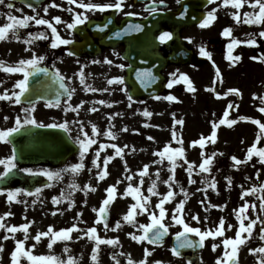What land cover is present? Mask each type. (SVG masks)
Segmentation results:
<instances>
[{
    "label": "snow or ice",
    "instance_id": "6c2138e0",
    "mask_svg": "<svg viewBox=\"0 0 264 264\" xmlns=\"http://www.w3.org/2000/svg\"><path fill=\"white\" fill-rule=\"evenodd\" d=\"M27 7L32 10L33 14H24L23 9H15L13 3H7L5 0H0V5H5L9 10L3 14L5 22L0 23V41L15 40L26 45L24 51L30 52L28 57H21L14 63H9L0 59V70L9 74H22V78L15 81L13 88L9 91L7 88L0 93V100L8 101L16 105L22 104V98L28 93L30 87V78L37 74H44L51 76L52 80L58 84V90L54 99L47 100V107L61 108L65 116L69 113L75 114L71 119H63L61 122L44 123L39 121L33 113L36 111L37 100L29 99L27 107H21L20 111L23 116L17 114L14 119V124L11 127L0 128V142L12 143L14 134L20 133L25 126L31 125L36 128H56L62 129L72 139L76 146L75 162L64 164L63 167L52 169L48 167H18L17 150L13 147L11 154L0 158V166L3 170L0 171V181L6 180L9 176L16 173H25L30 176H42L46 181L42 186H37L34 189L26 187H5L0 186V196L5 197V204L9 210L0 214V241H14V248L10 252V264H80V259L72 255V249L69 246L73 240L80 241L87 239L92 243L90 250V264H101L100 254L102 246H110L114 249L110 252L113 264H165L161 260H150L153 255L154 248L145 246L143 248L142 258L134 259L130 252L123 250L115 251V249H122L121 239L118 235L107 236L101 235V229L106 234L108 232H118L127 224L131 225L135 231L128 232L127 236L134 242L140 245H160L164 244L165 238L169 235L174 237V244L170 251L172 255L178 259H183L186 264H193V261L186 258L184 250L186 249H203L207 239L211 238L216 241L220 238L219 243H212L213 252L221 247L223 251L215 258V264H239L238 252L241 246H245L254 237L261 243L255 247H249L248 252L254 256V264H264V180H261V175L264 173V120L254 118L251 116H237L235 119L230 118V111L238 109L239 105L232 101L227 104L223 115L219 120H212L211 132L209 135L201 134L199 138L193 139L189 142V148L199 147V159L189 160L187 156V149L183 136L176 130V126L184 125L183 118H177L176 113H172L173 126L171 130V139L158 147L152 152L154 157L150 162L143 163L135 172L129 167L128 161L125 158L130 153H135L137 148L135 145L128 143H120V136L122 133L132 132L133 134H140L138 128H129L127 124H123L117 129L114 121L118 117H123L124 112H109L105 113L106 127L101 129L97 123L91 120L81 118L82 110L89 113H97L100 111L98 106L113 107L120 103L117 100L96 99L91 102L87 100H80L78 103H73V97L77 92V88L73 86V82L78 80L79 86L87 93H111L115 89L110 86H119V91L122 92L127 101V108L132 109L135 103L144 104V101H137L128 85L126 84L123 75L106 76L107 86H94L89 83V77L93 74L86 72L87 64H82L79 59L76 60L78 65L77 70L72 75H65L60 68L55 65L43 66L47 60L46 54H38L32 47L37 41H49V47L52 49L61 46H68L73 44L74 38L71 33L72 30L77 29L78 26L84 25L89 21V13L105 12L108 9H114L121 12L125 17H132L137 15L133 11H125V7L131 8L133 5L127 4V0H67L68 5H74L64 9L72 14L70 20L65 21L61 15H51L50 9H61L62 5L56 0H49L48 3L42 7L43 15L37 11L36 6L32 2H28ZM160 5L165 4V0H158ZM179 3V0H177ZM155 3V0H154ZM206 4L211 6L203 14L199 21L200 28H207L217 19L218 10H228V14L236 25L259 26L260 30L256 33H246L245 38H237L233 35V27L225 26L222 29L221 35L229 38L226 44V59L229 62L235 63L241 60V56L233 55V50L240 46L260 47L258 38H264V0H206ZM249 10H245V9ZM13 9L19 11L21 15L13 14ZM158 9L152 7L150 12H156ZM187 13L181 12L184 16ZM50 18H46L49 17ZM113 23L112 18L103 23L96 25V28L103 31ZM63 24L66 31L69 32V38H65L58 30V26ZM32 25L44 26V30L28 31L25 35H21L22 30L30 28ZM144 28L143 24L128 22L125 27L113 32V36L121 37L127 34L140 33ZM173 38V32L162 31L157 39L161 44H164ZM191 39V38H186ZM69 56H75L76 53L69 50ZM114 56L119 57V52H113ZM199 55L212 59V54L206 50V45L199 46ZM253 61L264 63V51L257 55L250 57ZM105 63L107 65H114V60L105 57L103 61L92 60V64ZM115 67L123 70L126 67L131 68V65L124 63L115 64ZM153 67H141L135 69V79L139 84L147 89L155 81L159 79L153 71ZM216 81L222 83L220 69H215ZM2 83V82H0ZM183 83L186 85V91L195 92L196 89L188 76V74L181 72L179 69L169 73L166 87L172 89L175 85ZM208 91L213 92L217 98L227 97L229 95L240 96L241 92L237 88L230 87L223 93L216 90L215 86L208 88ZM62 98L63 101H62ZM253 98L259 101L257 111L264 114V95H257L253 93ZM43 99V97H37ZM156 100H165L168 102H177L178 97L174 94H167L164 96L154 95ZM91 104L90 107H85ZM140 114L145 120L143 127H158L150 123V118L154 115L148 107L136 109L133 115ZM215 116V114H213ZM8 119L7 116L4 117ZM239 121H249L257 126L255 141L246 149L243 159L236 155L230 156L231 167L238 170L240 166L247 165L256 158V161L262 166L255 170V181L251 176H246L245 181L251 182L248 186L240 185V201L241 203L232 209L235 216L236 225L226 223L224 216L219 217L217 223L209 226V216L201 217L199 212H193L186 209L185 205L193 195L189 188L185 187L177 179V169L183 168L187 177L188 185H196L197 177L202 187H197L196 192L202 193L203 198L198 203L203 208L205 213L209 209H220L223 211L227 208V203L215 204L209 199L208 193L212 192L219 194L218 180L214 173V166L218 157L225 155L224 152L214 150L211 153L206 151L209 144L215 145L217 142V129L221 125L233 126ZM73 129L76 130V135L72 136ZM149 141H154L155 137L147 136ZM243 143V141H242ZM174 144L176 146H174ZM259 145V146H258ZM111 154H108V152ZM144 151V149H140ZM91 155L90 164L88 167V157ZM116 158H120L123 163L122 177L117 179L115 183L109 184L105 189V196L98 207H93L91 210L95 214V218L89 224L84 220V213L82 210L76 211L73 222L70 226L55 228L53 225H48L46 230H37L33 235L30 232L31 227L36 223L35 220L28 219L27 215L23 216L22 223H9L8 219L14 217L10 208L13 203L24 206L25 213L31 206L34 207L38 202L43 204L41 200V193L46 188H51L55 184L62 182L65 177L71 176V181L66 185L65 189L61 190L59 195L51 198V203L56 206H62L67 201V208L56 207L51 211V215L55 216L57 213L63 215L66 210L76 208V201L73 198L74 192H82L87 197L89 192L95 193L97 187L94 186L93 180L98 184L104 181L109 175V164ZM255 168V164H253ZM155 168L153 172L152 169ZM87 171L90 178L87 183H77L76 177L82 172ZM167 171V177L162 179V171ZM218 172L219 169H216ZM138 177L135 180L134 178ZM147 178V187L145 188ZM227 190L231 191L233 188V177L226 175L224 177ZM126 182V187L122 193H119L121 198H131V203L127 207V211L123 213L119 219L114 223L110 222V208L117 198L118 186ZM166 186V191L159 190L160 185ZM183 197L177 199L178 197ZM24 197H32L29 202ZM254 197L255 199H250ZM155 198V201L153 200ZM83 204L87 205L88 200L84 199ZM169 205H173L169 207ZM146 216L147 223H141L137 217ZM83 225V226H81ZM258 226V231H257ZM173 228H178L177 231H171ZM234 236H227L226 232L233 230ZM17 233H22L23 238H17ZM75 234V235H74ZM47 240V255H35L33 250L43 240ZM32 240L34 243L28 245V241ZM58 242L63 243V252L67 254L64 256L55 255L52 250L54 245ZM5 251V243L0 242V264H2V253Z\"/></svg>",
    "mask_w": 264,
    "mask_h": 264
},
{
    "label": "rangeland",
    "instance_id": "374dc122",
    "mask_svg": "<svg viewBox=\"0 0 264 264\" xmlns=\"http://www.w3.org/2000/svg\"><path fill=\"white\" fill-rule=\"evenodd\" d=\"M249 10V9H245ZM9 10H5L7 13ZM5 22V16H2L1 23ZM217 26V25H216ZM221 26V25H220ZM219 26V27H220ZM246 27V25H244ZM207 32V33H206ZM208 29L203 28H195L193 29L189 35H191L192 46L196 45L195 52L198 50L199 46L203 43V41L209 37H211V33L208 34ZM252 33V30L244 28L237 32L238 37L244 39L246 33ZM244 47V52H241V47ZM234 51V54L241 56V60L238 63H231L225 61L224 54H220V51L215 52L212 51V59L205 61V63L200 65H169L163 70V76L167 80L169 79V73L179 69L181 72L188 74L190 77L196 91L188 92L186 91V85L180 83L175 85L172 89L165 90L159 94L160 96L167 95L169 93L174 94L178 97L177 102H168L165 100H156L154 98H148L141 101H144V104L135 103L132 109L127 108V101L122 92L119 91V86L113 85L110 86L114 91L111 93H87L82 90V87L77 88L79 92L78 97L83 100H87L91 102L92 100H96L97 97L103 96V99L107 100H117L120 103L115 104L113 107L109 108L107 106H98L100 108V118L94 121L98 124V126L103 129L106 127V118L105 113L109 112H124L125 115L123 117H118L114 123L119 129L123 124H127L129 128H138L140 130V134H133L131 131L128 133H122L120 136V143H128L130 145H135L137 151L135 153H128L126 155V159L128 161L129 167L135 172L138 167L142 166L143 163L150 162L154 157L152 156V152L155 151L158 147H162L163 144L171 139V130L173 126V116L172 113H176L177 118L184 119V125L181 129V126H176V130L181 133L183 136L185 147L187 149V156L189 160H197L199 159V147L189 148V142L193 139L199 138L201 134L209 135L211 132V121L219 120L222 117L223 112L229 103V101L238 104L239 107L235 111H230V118L235 119L237 116H251L254 118H259L264 120V114H261L257 111V107L259 105V101L253 98V93L257 95H264V65L257 66L255 61L250 59L253 54L247 53L251 52L252 48L256 47H248L244 45H240ZM255 55L258 54V51L254 52ZM196 54V53H195ZM21 57L11 52L10 46H4L3 50L0 51V59H3L9 63H14ZM220 69L222 83L220 81H216L215 85H213V81L216 79L215 77V69ZM116 75H123V72L116 71ZM22 78V74H9L0 70V93L7 88L9 91L12 90L13 85L16 80ZM99 86H107L105 82L101 81ZM215 86L216 90L223 93L228 88L233 87L240 90L241 95H229L223 98H217L216 95L208 91V88ZM80 89V91H79ZM91 104L86 105L85 107H90ZM148 107L150 111L154 113V115L150 118V123L153 125H158V127H143V122L145 118L136 114L133 115V112L136 109H142L143 107ZM21 106L10 103L8 101L0 100V128L11 127L14 124V119L17 114L23 116V113L20 111ZM215 114V116L213 115ZM7 116L8 119L5 120L4 117ZM39 121H44L41 116H36ZM257 126L249 121H239L237 124L233 126L221 125L217 129V142L215 145L209 144L206 148V151L211 153L214 150H219L225 153L224 156L218 157L217 162L214 166V173L218 180V188L219 194L212 192L211 190L208 193L209 199L212 203L215 204H224L227 203V208L221 211L220 209H209L208 213L203 211V208L198 203L199 200L203 198L202 193H197L195 190L197 187H202L199 183V177H197L196 185H188L186 173L183 168L177 169V179L184 184L185 187L189 188V191L193 193L188 202L186 203V209H190L193 212H199L201 217L204 215L209 216V226H212L213 223H217L219 217L224 216L226 218V223H232L236 225L238 222L235 219V216L232 213V209L237 207L241 201L240 197V185L245 184L248 186L251 182L245 181L246 176H251L253 178V182L255 181V170L256 168H261L262 166L253 159L247 165H242L238 170L233 169L231 167L230 156L236 155L238 158L243 159L246 153L247 147H249L254 141L256 137ZM76 135V130L73 129L72 136ZM155 137L154 141H149L147 136ZM243 141V143H242ZM174 146H176L174 144ZM259 146V145H258ZM140 149H144V151H140ZM7 152V150H2ZM8 153V152H7ZM108 154H111L109 151ZM7 156V155H6ZM5 157V156H4ZM0 158H3L0 156ZM89 163L88 167H91L90 160L91 155L88 157ZM75 162V160L73 161ZM255 164V168L253 167ZM2 166H0V171ZM216 169H219L217 172ZM155 171V168L152 169ZM109 172L110 175L104 180L96 183L93 180L94 186L97 187V191L95 193L89 192L87 197L82 192H74L73 198L76 201V208L72 210H66L64 212V223L63 226L67 227L73 222V217L76 211L82 210L84 213V220L88 221L89 224L95 218V214L92 212L93 207H98L104 196L106 195L104 189L109 185L115 183V181L122 177L123 174V163L120 158H116L109 164ZM167 171H162V179L167 177ZM226 175H231L233 177V188L231 191L227 190L226 182L224 177ZM90 178V174L85 170L78 177H76L77 183L84 184L87 183ZM138 177L134 178L135 180ZM261 180H264V173L261 175ZM71 181V179H67L65 182L66 185ZM147 178L145 183V188L147 187ZM126 187V182L122 183L118 186V195L114 200L111 208H110V222L114 223L120 216L127 211L128 205L132 202L131 198H121L119 193H122L124 188ZM62 188L60 187V183L58 185H54L52 188L45 190L41 194V200H43V204L37 203L34 207H29L27 212L25 213L24 206L21 204L13 203L11 207H20L22 208V220L23 216L26 214L27 216L30 214V219L35 220V224L31 227L30 232L34 235L37 230H46L47 225V214L49 212V216L51 215V211L56 207L67 208V201L63 203L62 206H56L51 203V198L56 196L57 192ZM159 190L161 192L166 191V186L160 185ZM183 198L178 197L177 199ZM33 199V198H31ZM29 199V202L31 201ZM87 199L88 204L84 205L83 200ZM250 199H255L254 197H250ZM155 201V198H153ZM0 199V203H1ZM173 205H169L172 207ZM2 211H0L1 214ZM57 216H60L57 213ZM139 222L147 223L148 219L146 216L137 217ZM24 222V221H22ZM83 226V225H81ZM178 228H173L171 231H176ZM135 231L131 225L125 224L122 229L118 232H108L104 233L101 229V235L107 236H116L118 235L121 239L122 249H115V251H126L130 252L134 259L142 258L143 248L145 246L149 248H154L153 255L150 257V260H161L165 262V264H175V259L173 258L169 243L166 242L162 246L156 245H140L134 241H132L128 236V232ZM234 231L230 230L226 232L227 236H234ZM258 231V226H257ZM75 235V234H74ZM170 236V235H169ZM206 245L208 248H211L212 243H219L220 238H217L216 241H213L211 238L207 239ZM261 242L255 237L248 242L247 245L241 246L238 252L239 264H254V256L248 252L249 247L258 246ZM69 246L72 249V255L76 256L80 259V264H90L89 256L90 250L92 247V243L87 239L70 242ZM64 245H56L54 246L52 252L57 256L66 257L67 254L63 252ZM114 249H111L110 246H102V251L100 254L101 264H113V261L110 257V252ZM221 253L223 248H220ZM35 255H47L49 254V250L47 246L37 245L33 250Z\"/></svg>",
    "mask_w": 264,
    "mask_h": 264
},
{
    "label": "flooded vegetation",
    "instance_id": "af4514ba",
    "mask_svg": "<svg viewBox=\"0 0 264 264\" xmlns=\"http://www.w3.org/2000/svg\"><path fill=\"white\" fill-rule=\"evenodd\" d=\"M28 2H32L34 6H36L37 11L41 12V15H43L42 7L44 4L48 3L49 0H28ZM57 3H60L62 5L61 9H50V16L51 15H61L62 18L65 21L70 20L72 14L64 11V9L68 7L75 8L74 5H68L67 0H56ZM181 0H179V3L177 0H165V4L160 5L158 0H127V4L133 5L131 8L125 7V11H133L137 13V15L132 17H125L121 12H117L114 9H108L105 12L101 13L99 11L94 13H89V21H86L84 25H80L77 27V29L72 30V37L74 38V42L71 45L68 46H61L56 49H52L49 47V41L40 40L37 41L32 47L38 54H46L47 60L44 62L43 66H49L55 65V67L60 68L62 73L65 75H72L78 68V65L76 64V60L79 59L82 64H87L86 72L93 74L89 77V83H92L94 86H99L101 84V81L105 82V77H111L113 75H116V71L123 72L124 73L127 69V67L123 70L115 67V64L124 63L126 65H129L128 60L125 58L126 53V44L123 42H117L116 37L113 36V32L116 31V26H118L121 21L127 20V21H139L145 19L149 12L148 6L156 7L160 12L165 11H174L177 10L180 6ZM7 3H13L15 5V9H23L24 14H33L32 10L27 7V3L25 0H5V5ZM5 5H0V23L2 21V16L5 14V10H8ZM211 6L205 5L204 11H206ZM13 9V14L15 15H21L19 11H16ZM191 8H188L190 10ZM46 17V18H50ZM108 18H112L113 23L109 25L107 29H104L103 31L96 28L97 24H100L101 26L103 23H105ZM217 25V26H216ZM221 25V26H220ZM220 26V27H219ZM225 26H232L233 27V35L235 37H238L237 32L239 30H242L244 28L252 30V33H256L260 30L259 26H249L246 25H236L234 21L232 20L231 16L228 14V10H218L217 13V19L208 26V31L211 33V37L205 39L203 41V45H206V50L209 51L212 54V51L216 49L217 51H220L222 54L224 51L226 53V44L229 42V38H225L221 35L222 29ZM198 27V25H183L179 29V37L181 39V44L190 50V48H195L196 45L192 46L191 35L189 33ZM162 31H171L168 27L167 23H163L161 25ZM44 30V26H35L32 25L30 28L22 30L21 35L26 34L28 31H39ZM58 30L60 31L61 35L65 38H69V32L65 30L64 25L61 24L58 26ZM161 31V32H162ZM160 32V33H161ZM208 32V34H210ZM159 33V34H160ZM207 33V32H206ZM158 34V36H159ZM159 41V40H158ZM258 43H260V47H257L260 50L264 51V38H258ZM165 44H161L159 42L158 50L161 54L164 56L167 55V51L165 49ZM4 46H10L11 52L16 55L21 56H30V52L24 51L26 45L22 42H18L15 40H8V41H0V51L3 50ZM243 47L240 46L238 50ZM71 50L76 53L75 56H69L67 53ZM198 55H199V48H198ZM252 52H255V49L252 48ZM113 52H119L120 56H114ZM241 52H244V47L241 49ZM201 56V55H200ZM105 57H108L109 59L114 60V65H107L103 62L99 64H92V60H100L103 61ZM193 60H197V57L192 55ZM227 62V61H226ZM237 62H235L236 64ZM231 64V63H229ZM107 85V84H106ZM73 86L80 88L78 80L73 82ZM80 91V89H79ZM79 92L77 91L76 94L73 97V103H78L80 100H83L78 97ZM105 94V93H102ZM104 96V95H103ZM103 96H98L97 99H103ZM3 101V100H2ZM63 101V99H62ZM22 107H27L25 105H21ZM34 116H41L44 118L42 122L44 123H52V122H61L63 119H71L75 114L69 113L67 116L63 113L61 108H49L47 107L46 101H38L36 106V111L33 113ZM81 118L87 120H91L92 122L96 121L100 118V112L97 113H89L84 110H82ZM56 133L52 136H49L48 138L53 140L54 142L60 143L64 139V135L66 134L62 129H55ZM73 134V133H72ZM16 139L15 137L13 138ZM55 143V144H57ZM2 150H7V152H4ZM11 154V147L8 143L0 142V156L4 157L6 155ZM76 158L69 159L66 163L73 162ZM42 164L38 165L36 167H48L52 169H57L60 167H63L64 164ZM33 167V168H36ZM23 168V167H22ZM3 170V166L1 171ZM67 179H72L71 176L65 177V179L60 182L61 190L65 189L66 187V181ZM59 184V183H58ZM55 184V185H58ZM52 188V187H51ZM47 189L43 190V192ZM58 191L56 194L59 195L61 192ZM42 192V193H43ZM41 193V194H42ZM25 199H31L32 197H24ZM1 203H0V211L1 214L4 211L9 210V208L5 204V197L0 196ZM10 210L15 213L14 217H10L8 219L9 223H15L19 224L22 223V208L20 207H11ZM49 214V212H48ZM48 216L46 219L47 222H45V225H53L55 228L59 229L63 226L64 223V214L60 216ZM28 219H30V214L27 216ZM17 238H23L22 233H17ZM5 243V251L2 253L3 260L2 264H10V252L14 248V241L9 239L8 241H0ZM207 242H205V247L203 249H186L184 250V254L186 258H189L193 261V264H215V258L217 255L221 254V250L218 249L217 251L213 252L211 248H208ZM34 243V241L29 240L28 245H31ZM63 243L58 242L56 245H62ZM39 245L47 246V240H43L39 243ZM54 245V246H56ZM175 259V264H186V261L183 259H178L173 256ZM81 262V261H80Z\"/></svg>",
    "mask_w": 264,
    "mask_h": 264
},
{
    "label": "water",
    "instance_id": "95a60500",
    "mask_svg": "<svg viewBox=\"0 0 264 264\" xmlns=\"http://www.w3.org/2000/svg\"><path fill=\"white\" fill-rule=\"evenodd\" d=\"M192 0H186L183 4ZM204 2H195V8L201 7ZM180 10L178 11V13ZM183 12V10L181 11ZM195 18L187 21H181L175 17V13H154L148 16L144 21V28L142 33L138 36L125 38L123 41L129 45L128 50H135L137 57L130 61L131 68H128L125 75V81L129 89L135 93L134 98L151 97L160 93L164 88V78L161 75V71L169 63H187V54L191 56L189 50L182 49L178 31L180 25H190L199 21L200 14H194ZM163 21H170L169 27L173 32V38L166 45L168 55L162 56L158 53V44L156 42V35L161 31V24ZM186 53H185V52ZM137 65H136V64ZM136 66V67H135ZM155 75L159 77L152 85L145 89L139 84V81L135 79V69L141 67H153ZM58 90V84L52 80L51 76L44 74H37L30 78V87L28 93L22 98V103H26L29 99L32 100H49L53 99ZM37 97H43V99H37ZM56 133L53 128H36L35 126H25L20 133L14 134L17 139L13 140L11 147H15L18 156L19 167L23 166H37L40 164H62L69 157L75 155L76 146L66 136L60 142H54L49 139ZM29 136L31 137L29 139ZM57 143V144H55ZM45 180L29 179L28 174L16 173L9 176L6 180L0 181V186L6 187H26L34 189L37 186H42ZM167 237L165 238V240ZM173 237L171 244L173 245Z\"/></svg>",
    "mask_w": 264,
    "mask_h": 264
},
{
    "label": "trees",
    "instance_id": "16d2710c",
    "mask_svg": "<svg viewBox=\"0 0 264 264\" xmlns=\"http://www.w3.org/2000/svg\"><path fill=\"white\" fill-rule=\"evenodd\" d=\"M254 159H256V158H254Z\"/></svg>",
    "mask_w": 264,
    "mask_h": 264
}]
</instances>
